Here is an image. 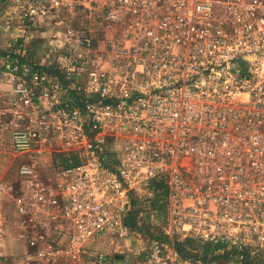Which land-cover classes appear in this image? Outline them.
I'll return each instance as SVG.
<instances>
[{"label": "built area", "instance_id": "obj_1", "mask_svg": "<svg viewBox=\"0 0 264 264\" xmlns=\"http://www.w3.org/2000/svg\"><path fill=\"white\" fill-rule=\"evenodd\" d=\"M13 1L30 23L83 12L101 38L68 27L54 74L3 57L0 205L22 247L3 264H112L95 242L135 231L134 202L137 264H208L185 238L264 263V0Z\"/></svg>", "mask_w": 264, "mask_h": 264}, {"label": "rangeland", "instance_id": "obj_2", "mask_svg": "<svg viewBox=\"0 0 264 264\" xmlns=\"http://www.w3.org/2000/svg\"><path fill=\"white\" fill-rule=\"evenodd\" d=\"M58 16L59 17L57 18L61 19V22L58 23H54V21H51L49 18L36 20L33 23H30L19 17L18 7L13 0H2L0 3V18L2 19L5 17L10 23H14V21L17 20L21 21L19 23V25H21L20 28L16 30L18 33H15V35L11 32L9 34L11 35L9 41H11V38L15 39L17 37L22 39V41L13 40L9 46L10 49L8 48L7 50L4 48L2 50L0 48V99H6V96L3 94H7V90L10 88V82L8 81L7 75L2 66L3 57L6 52H11L12 60L15 62L28 63L39 72L54 74L58 71L53 66L58 59V53H61V51L56 50V46L54 45L62 44L61 38H63L64 33L66 32L65 30L68 27L78 32L89 27L97 38H101L98 33L99 24L93 21L90 22L83 12L77 11L76 13L69 15L65 12H60ZM55 33L58 35L57 38L53 37V34ZM4 44L3 46H5ZM101 44L102 39H95V49H98ZM28 49H30V51ZM40 67L45 69H41ZM47 70H50V72ZM71 155L75 156L74 154H70L69 158H71ZM62 156L65 157L66 154L56 153L53 158L59 165L66 166L61 162ZM76 161H78V159ZM71 162L72 159H69V164H72ZM3 171H7L6 179H8L9 183L13 185L14 192H18L19 186L16 182L15 175L16 168L9 165L5 166ZM11 203L10 200H3L0 205L2 216L5 218L8 230L6 247H3V240L0 243V264H3V257L6 255H12L13 257L19 258L22 253L20 239L17 237L18 235L14 228L15 218L11 212L13 210ZM130 222L134 225L133 228L135 231L128 236L116 239L104 238L95 242L94 247L96 249L102 250L111 256L112 264H137L135 253L144 247L148 241L150 232L145 226L144 219L136 215V217L132 216V218H130ZM198 241L201 243L203 242L200 240ZM219 250L220 247L213 253L208 254L205 262L208 264H236L234 253L227 252V250L224 249H221V251ZM190 251V255L185 259H195L201 256L199 252L193 249H190ZM18 254H20V256H18Z\"/></svg>", "mask_w": 264, "mask_h": 264}, {"label": "trees", "instance_id": "obj_3", "mask_svg": "<svg viewBox=\"0 0 264 264\" xmlns=\"http://www.w3.org/2000/svg\"><path fill=\"white\" fill-rule=\"evenodd\" d=\"M1 2H2V0H0V3ZM40 68L41 69H45L43 67H40ZM47 71L50 72V70H47ZM71 159H72L71 163L77 162L76 161L77 160L76 156H72L71 155ZM61 162L63 164H65V165H68L69 164V157L62 156L61 157ZM134 204H135L134 210L130 211L128 216L126 217V223L129 226H131V227H134V225L130 222V218H132V216L136 217V215H137L136 202H134ZM145 226H146V223H145ZM175 244H176V248L178 249V251L180 252L182 257L187 258L190 255V252H191L190 249H193V250H195V251H197V252H199L201 254L200 257L204 261H205V259H206L208 254L213 253L215 250H217L219 248V246L211 245L210 243H207V242H202L201 243L198 240H195V239H192V238H185L183 240H177ZM227 252H225V253H227ZM232 252H234V251H232ZM248 264H252V262H249ZM256 264H264V263L257 261Z\"/></svg>", "mask_w": 264, "mask_h": 264}, {"label": "crops", "instance_id": "obj_4", "mask_svg": "<svg viewBox=\"0 0 264 264\" xmlns=\"http://www.w3.org/2000/svg\"><path fill=\"white\" fill-rule=\"evenodd\" d=\"M17 20V19H16ZM0 48L3 50V48L5 50H7L11 44V42L13 40H18V41H22V39H19L18 37L13 39L11 38L9 41V37H11V35H9L11 32L12 34L18 33L16 30H18L20 28L21 25H19V23L21 22L20 20L14 21V23H10L9 21H7V19L4 18H0ZM24 27V25H23ZM8 33V35H7ZM16 35V34H15ZM29 37V36H28ZM27 37V38H28ZM5 42V44H4ZM3 44L5 46H3ZM14 44V43H13ZM10 49V48H9ZM30 51V49H28Z\"/></svg>", "mask_w": 264, "mask_h": 264}]
</instances>
